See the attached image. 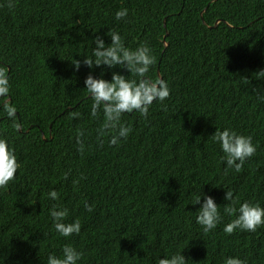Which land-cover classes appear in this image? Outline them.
<instances>
[{
    "label": "trees",
    "instance_id": "obj_1",
    "mask_svg": "<svg viewBox=\"0 0 264 264\" xmlns=\"http://www.w3.org/2000/svg\"><path fill=\"white\" fill-rule=\"evenodd\" d=\"M109 29L129 48L146 43L156 58L147 76L170 89L146 117L122 114L132 131L118 145L100 136L103 110L91 116L84 83L90 72L135 78L83 64L94 36L111 43ZM0 68L10 83L0 138L20 163L0 188V264H47L66 244L83 253L77 264H157L181 251L187 264H264V225L223 231L236 215L224 211L227 190L237 208L264 207V0H0ZM216 128L252 137L256 153L240 172L225 171ZM205 195L221 214L208 233L196 222ZM53 205L68 209L66 223L80 220L79 234L56 232Z\"/></svg>",
    "mask_w": 264,
    "mask_h": 264
},
{
    "label": "clouds",
    "instance_id": "obj_2",
    "mask_svg": "<svg viewBox=\"0 0 264 264\" xmlns=\"http://www.w3.org/2000/svg\"><path fill=\"white\" fill-rule=\"evenodd\" d=\"M128 10L122 8L115 14L117 20L127 16ZM107 35L111 37V43L105 44L104 39L96 35L93 37V58L87 56L83 59V64L89 67L107 66L114 68L120 66L128 71L133 77L128 78L120 72H112L111 80L103 78V72L100 77H95L90 72L85 78V89L92 98L91 116L98 115L102 108L104 114V123L99 130L100 136L109 135L110 143L118 145L121 139H126L131 127L121 122L122 114L138 112L146 117L150 106L154 101L163 102L170 95L168 84L163 79H151L147 76L150 67L156 63V58L152 54L151 48L146 43L139 44L135 49L125 46L121 35L112 29H109ZM76 70H79L81 61L74 59L71 61ZM264 74V70H261ZM10 91L9 77L5 68H0V97H6ZM10 99L11 97L8 96ZM6 98L5 102L10 101ZM9 117L15 113L14 107L5 109ZM73 117H78L79 112H73ZM78 138L83 133H78ZM214 142L219 143L224 153L223 160L226 162V169H234L240 172L246 159L256 153V145L252 142L251 136L238 134L235 130L224 128L217 129L211 135ZM20 163L12 149L9 148L6 139L0 138V188H6L8 184L15 179ZM67 173L65 179H67ZM52 200H58L59 194L55 189L48 192ZM224 199L228 204L224 211L229 215H235V219L227 223L223 231L226 234H232L237 229L242 231L255 232L258 227L264 225V207L259 203L243 202L237 208L234 195L231 190H227ZM201 196H198L193 204H199ZM84 207L88 212L94 210L95 205L85 202ZM53 219L54 228L57 233L63 237H70L73 234H79L81 231V222L76 219L73 222L66 223L68 209L53 205L50 210ZM221 220L219 205L214 198L208 195L204 196L201 207L197 210L196 222L202 226L203 231L208 233L215 229ZM83 253L78 251L70 244H66L62 249V256L50 254L47 264H77L82 258ZM157 264H187V258L181 252L173 255L158 258ZM224 264H245V261L238 257H228Z\"/></svg>",
    "mask_w": 264,
    "mask_h": 264
},
{
    "label": "water",
    "instance_id": "obj_3",
    "mask_svg": "<svg viewBox=\"0 0 264 264\" xmlns=\"http://www.w3.org/2000/svg\"><path fill=\"white\" fill-rule=\"evenodd\" d=\"M203 13H204V10L201 12V17L203 18ZM164 25L166 26V22H164ZM169 34V32H167L166 33V35H165V38H166V36ZM164 38V43H165V45H168V42L166 41V39ZM8 99H10V98H8Z\"/></svg>",
    "mask_w": 264,
    "mask_h": 264
},
{
    "label": "rangeland",
    "instance_id": "obj_4",
    "mask_svg": "<svg viewBox=\"0 0 264 264\" xmlns=\"http://www.w3.org/2000/svg\"><path fill=\"white\" fill-rule=\"evenodd\" d=\"M219 21H220V20H217V22H219ZM8 98H9V97H8ZM8 98H7V99H8ZM8 100H9V99H8Z\"/></svg>",
    "mask_w": 264,
    "mask_h": 264
}]
</instances>
